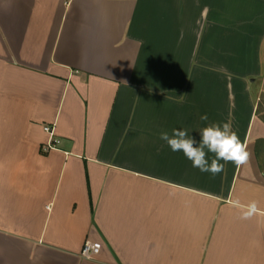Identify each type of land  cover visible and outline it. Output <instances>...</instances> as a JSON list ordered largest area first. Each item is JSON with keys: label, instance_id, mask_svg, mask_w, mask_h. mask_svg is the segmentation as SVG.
I'll list each match as a JSON object with an SVG mask.
<instances>
[{"label": "crops", "instance_id": "1", "mask_svg": "<svg viewBox=\"0 0 264 264\" xmlns=\"http://www.w3.org/2000/svg\"><path fill=\"white\" fill-rule=\"evenodd\" d=\"M229 121L215 175L160 139ZM0 264H264V0H0Z\"/></svg>", "mask_w": 264, "mask_h": 264}, {"label": "clouds", "instance_id": "2", "mask_svg": "<svg viewBox=\"0 0 264 264\" xmlns=\"http://www.w3.org/2000/svg\"><path fill=\"white\" fill-rule=\"evenodd\" d=\"M201 120L208 121V116H201ZM160 139L165 141L173 152H182L194 168L213 175L224 171V164L220 161L231 162L240 167L247 164L251 158L247 144L239 139L230 121L222 124L211 123L202 128L199 141L190 136L187 129H172L171 135L166 131L162 132ZM208 153L215 156L211 164L206 158ZM236 206L240 209V218L243 220L251 219L260 212L255 201L246 206L236 202Z\"/></svg>", "mask_w": 264, "mask_h": 264}, {"label": "built area", "instance_id": "3", "mask_svg": "<svg viewBox=\"0 0 264 264\" xmlns=\"http://www.w3.org/2000/svg\"><path fill=\"white\" fill-rule=\"evenodd\" d=\"M43 129L51 136L49 143H47L46 146L43 147V150L46 151L52 148H56V145L59 142V140L57 138L56 139L52 138L53 128L51 126H44ZM100 248H101V244L99 242H91L88 240L82 246L80 255L85 259H93L96 255L99 254Z\"/></svg>", "mask_w": 264, "mask_h": 264}]
</instances>
